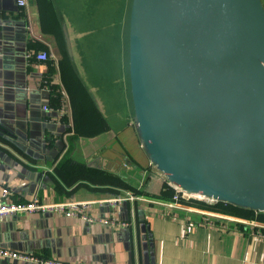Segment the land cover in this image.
<instances>
[{
	"label": "crops",
	"instance_id": "1",
	"mask_svg": "<svg viewBox=\"0 0 264 264\" xmlns=\"http://www.w3.org/2000/svg\"><path fill=\"white\" fill-rule=\"evenodd\" d=\"M26 1L19 6L17 0H0V192L8 187L12 201H91L88 210L99 219L55 212L6 215L0 218V247L72 264H264V212L253 218L225 213L260 226L224 217L207 223L204 210H216L203 201L170 205L174 184L150 159L135 123L129 50L122 111L112 115L102 86L86 78L83 56L92 43L98 46L109 23L102 21L106 0ZM83 19L95 26L86 27ZM59 41L86 87L78 97L86 91L107 121L103 131L74 132V101L62 78ZM41 52L50 58L38 60ZM63 105L66 116L58 112ZM127 192L137 198L100 203ZM111 218L128 224L101 221ZM0 264L31 263L0 257Z\"/></svg>",
	"mask_w": 264,
	"mask_h": 264
},
{
	"label": "water",
	"instance_id": "2",
	"mask_svg": "<svg viewBox=\"0 0 264 264\" xmlns=\"http://www.w3.org/2000/svg\"><path fill=\"white\" fill-rule=\"evenodd\" d=\"M156 18L172 109L160 88ZM129 77L140 139L168 180L264 212L263 0H132Z\"/></svg>",
	"mask_w": 264,
	"mask_h": 264
},
{
	"label": "built area",
	"instance_id": "3",
	"mask_svg": "<svg viewBox=\"0 0 264 264\" xmlns=\"http://www.w3.org/2000/svg\"><path fill=\"white\" fill-rule=\"evenodd\" d=\"M19 6H25L27 5L26 0H17ZM36 58L41 61L48 60L50 58V54L46 52H41L37 54ZM50 107L48 105L44 106V110H49ZM58 112L60 116H66L67 115V110L65 108V105L61 106L58 108ZM172 187V197L173 201L170 202V205L177 204L181 200H200L203 201L204 203L208 204V206H211L213 210H216L217 207L220 208H234L233 204L215 199L213 197H208V196H202V198L196 197L193 193H189L182 188H180L177 185H171ZM11 195V190L8 187H2L1 192H0V218L6 216V215H17V214H27V213H32V212H55L58 214H62L68 217H74V218H80L83 220H86L88 222H96L99 218L94 217L90 212H89V207L92 204L91 201H67V202H59V203H43L38 200L36 196L34 198L27 200V201H12L10 199ZM137 196L131 192H127L123 196H116L115 198H112L108 201H102L100 202L101 204L105 203H121L123 201H133L136 199ZM205 213L207 214L206 217V222L207 223H214L213 219H210L211 217L214 218H227L229 220H234V219H240L237 218L233 215L225 214V212L218 210L212 211V210H204ZM258 211H255L257 213ZM244 220V219H240ZM105 224H110L115 227H120L127 225L128 223L116 220V219H104L101 220ZM245 222L252 223L255 225L260 226L259 224L251 222V220H244ZM223 224H227L224 222ZM259 234H263L262 231H258ZM264 235V234H263ZM0 257L3 259L7 260H17L21 262H27L31 264H72V263H67L64 261H60L57 259H50L47 257H40L36 256L34 254L30 253H24V252H19L14 249L10 248H2L0 247ZM80 264H93V263H80Z\"/></svg>",
	"mask_w": 264,
	"mask_h": 264
},
{
	"label": "rangeland",
	"instance_id": "4",
	"mask_svg": "<svg viewBox=\"0 0 264 264\" xmlns=\"http://www.w3.org/2000/svg\"><path fill=\"white\" fill-rule=\"evenodd\" d=\"M131 1L106 0L102 21H109V23L107 27L101 29L102 40L98 37V40H100L98 46L96 47V42L92 43L90 52L85 54L82 59L86 78L91 83H99L102 86L100 94L103 93L104 99L106 98L109 102L111 107L108 105V109L112 115L122 111L123 101L126 99L121 94V82L123 79L122 70L124 69L127 73L130 18L128 12L129 8L131 9ZM91 13L92 10L88 12L87 16L90 17ZM83 20L86 27L95 26L92 19L90 21ZM113 77H117V82H112ZM119 98L122 100H119Z\"/></svg>",
	"mask_w": 264,
	"mask_h": 264
},
{
	"label": "trees",
	"instance_id": "5",
	"mask_svg": "<svg viewBox=\"0 0 264 264\" xmlns=\"http://www.w3.org/2000/svg\"><path fill=\"white\" fill-rule=\"evenodd\" d=\"M56 33L58 36H60L62 32L60 31V29H58ZM59 44V48L63 50L62 61H64L61 62L62 78L72 95V100L74 101V132L80 135H92L98 133L99 131H103L107 126L105 117L97 111L96 105L91 100L90 96H88L86 91H83L86 97H78L77 92L82 88V86L84 87L82 79L75 68L74 62H72L67 53L65 43H61L59 41ZM84 88L86 89V87ZM208 207L213 208L211 206ZM234 208L217 207L216 210L223 211L225 213H240V215H244L250 218H253L254 216L253 213L255 211L253 210L242 211ZM258 212L262 213L260 211Z\"/></svg>",
	"mask_w": 264,
	"mask_h": 264
},
{
	"label": "bare ground",
	"instance_id": "6",
	"mask_svg": "<svg viewBox=\"0 0 264 264\" xmlns=\"http://www.w3.org/2000/svg\"><path fill=\"white\" fill-rule=\"evenodd\" d=\"M154 35H155V48H156V57H157V63H158V76H159V82H160V88L162 91V94L165 98V102L167 106H171V99H170V87L169 82L167 79V73H166V66H165V59L163 54V35H162V29L159 25V20L156 18L154 22ZM198 198H202V195L194 194Z\"/></svg>",
	"mask_w": 264,
	"mask_h": 264
}]
</instances>
